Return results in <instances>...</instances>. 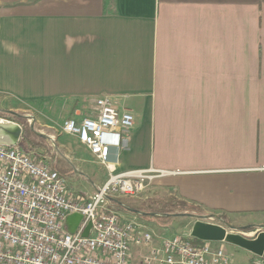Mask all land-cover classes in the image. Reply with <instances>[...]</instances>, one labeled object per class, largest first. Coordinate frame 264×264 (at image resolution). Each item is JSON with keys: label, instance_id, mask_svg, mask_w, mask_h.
<instances>
[{"label": "crops", "instance_id": "crops-1", "mask_svg": "<svg viewBox=\"0 0 264 264\" xmlns=\"http://www.w3.org/2000/svg\"><path fill=\"white\" fill-rule=\"evenodd\" d=\"M101 96L135 120L115 172L153 167L155 196L264 226V0H0V111L47 130ZM74 148L65 177L87 197L109 172ZM113 206L152 233L131 245L143 264L168 227Z\"/></svg>", "mask_w": 264, "mask_h": 264}, {"label": "built area", "instance_id": "built-area-1", "mask_svg": "<svg viewBox=\"0 0 264 264\" xmlns=\"http://www.w3.org/2000/svg\"><path fill=\"white\" fill-rule=\"evenodd\" d=\"M94 105L90 115L68 117L60 125L61 134L75 137L109 172L87 197L75 196L44 156L0 145V264H128L132 244L152 241L135 217L122 220L113 206L119 197L141 193L156 176L153 167L115 172L120 153L131 150L134 116L110 96L96 98ZM72 213L81 215L73 233L66 227ZM191 238H163L142 257L143 264H232L220 242ZM248 264H264V257L255 255Z\"/></svg>", "mask_w": 264, "mask_h": 264}, {"label": "rangeland", "instance_id": "rangeland-1", "mask_svg": "<svg viewBox=\"0 0 264 264\" xmlns=\"http://www.w3.org/2000/svg\"><path fill=\"white\" fill-rule=\"evenodd\" d=\"M62 121L63 119L60 118V120H58L57 123H52V126L46 130L44 129L43 126H40L30 117L25 116V122L28 125V127L32 129L34 133V138L38 139L40 136L45 137L46 140L48 141L49 151L45 152L39 148L30 149L29 146L23 143H21V145L17 144V146H19L20 148H24L26 149V151H29L31 153L44 156L46 158V161L52 168L56 167L57 169L68 171L66 172V175L68 174V177H70L72 176L71 174L72 172L75 173V167L73 165L72 154L69 153L70 152L69 150L74 151L75 149L74 147L77 145V140L73 136L64 135L60 133V125ZM151 196H155L153 182H151L141 193H139L136 196H123L117 198L116 200L120 201L124 205L137 209L142 205L143 202L147 200V198ZM246 218L248 217H240L238 219L247 220ZM197 220H201L206 223L220 224L225 226L224 225L225 223L221 222L215 216L206 217L205 213L203 215H196L184 211L172 215V223L169 226H167L168 228L166 235L171 236L174 234H179V235L190 234L191 228L194 222ZM228 224L232 225L234 229L227 228V231L240 233L247 237H253L256 234L255 229L259 227L257 225H247L250 226L251 228L241 229L239 227H245V226L238 224H231L229 219H228ZM220 244L230 254L232 258V264H243L242 253L243 251H245L244 249H241L227 242H220Z\"/></svg>", "mask_w": 264, "mask_h": 264}, {"label": "water", "instance_id": "water-1", "mask_svg": "<svg viewBox=\"0 0 264 264\" xmlns=\"http://www.w3.org/2000/svg\"><path fill=\"white\" fill-rule=\"evenodd\" d=\"M22 135V127L19 123L0 117V145L6 147L16 146ZM81 220V215L72 213L66 218L67 230L73 233ZM223 225L206 223L201 220L194 222L190 235L200 240L227 242L244 249L254 255L264 257V227L253 237L227 231V228L234 229L228 223ZM91 223L88 222L81 235L87 236Z\"/></svg>", "mask_w": 264, "mask_h": 264}, {"label": "trees", "instance_id": "trees-1", "mask_svg": "<svg viewBox=\"0 0 264 264\" xmlns=\"http://www.w3.org/2000/svg\"><path fill=\"white\" fill-rule=\"evenodd\" d=\"M0 117L15 121L21 125L22 135H21L18 145L19 144L21 145V143H23L29 146L30 149L39 148L45 152L49 151L48 141L46 140L45 137L40 136L38 139L34 138V133L32 129H30L25 122V115L13 114L7 111H0ZM57 171L61 175H64V176L66 175V172H68L62 169H57ZM137 210L147 215V217L152 216L160 225H163V226H169L172 223V215L177 214L179 212L186 211L187 213L196 214V215L204 214V212L199 207L193 204L187 203L174 196H167V197L151 196L147 198V200L143 202L142 205L139 208H137ZM217 218L223 223H228V219L224 215H219ZM239 228L249 229L251 227L245 226V227H239ZM191 241L194 243L202 242V240L197 239L195 237H192ZM246 252L250 255L249 259L255 256L254 254L248 251Z\"/></svg>", "mask_w": 264, "mask_h": 264}]
</instances>
